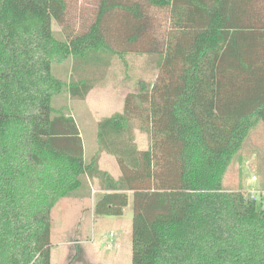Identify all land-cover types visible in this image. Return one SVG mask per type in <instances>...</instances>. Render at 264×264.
<instances>
[{"label":"trees","instance_id":"obj_1","mask_svg":"<svg viewBox=\"0 0 264 264\" xmlns=\"http://www.w3.org/2000/svg\"><path fill=\"white\" fill-rule=\"evenodd\" d=\"M253 1L95 0L74 23L73 0H0V264H51L52 210L94 181L95 215L122 216L133 198L132 264H264V196L222 185L264 124V27ZM154 53L158 78L98 122L86 161L67 101L93 86L59 78L54 64ZM138 124L151 139L145 151ZM104 153L120 177L101 169Z\"/></svg>","mask_w":264,"mask_h":264},{"label":"rangeland","instance_id":"obj_2","mask_svg":"<svg viewBox=\"0 0 264 264\" xmlns=\"http://www.w3.org/2000/svg\"><path fill=\"white\" fill-rule=\"evenodd\" d=\"M78 22L90 13L95 0H73ZM251 15L264 27V0H254ZM255 20V21H256ZM164 27V25H163ZM55 38L61 40V27L54 22ZM103 63L76 68L72 60H57L54 69L59 78L86 77L93 88L84 100L68 99L71 115L83 135L89 162L98 150V122L106 115L122 110L125 97L143 86L150 88L161 71L163 55H104ZM65 67V68H64ZM67 69L66 72L64 70ZM68 73V74H67ZM64 106V97L59 99ZM133 128V126H132ZM134 142L141 151L151 146L148 133L135 128ZM102 156V155H101ZM100 166L121 176L120 165L111 157L102 156ZM100 159V160H101ZM110 173V172H109ZM229 192H244L264 196V124L251 129L242 150L228 167L222 181ZM93 190H83L78 197L61 199L51 213V264H132L133 258V198L122 216H98L91 209ZM96 196V195H95Z\"/></svg>","mask_w":264,"mask_h":264},{"label":"crops","instance_id":"obj_3","mask_svg":"<svg viewBox=\"0 0 264 264\" xmlns=\"http://www.w3.org/2000/svg\"><path fill=\"white\" fill-rule=\"evenodd\" d=\"M123 106H124V103H123ZM122 110H123V108H122ZM122 110H118V111H116V112H121ZM116 112H114V113H116ZM114 113H110V114H108V115H106L105 117H109V116H111V115H113ZM104 117V118H105ZM82 137H83V135H82ZM85 149H86V146H85ZM102 156H103V158L104 157H111L112 159H114V162L117 164V166H118V161H117V159L115 158V157H113V156H110V155H108V154H102ZM102 156H101V158H102ZM85 158H86V161H87V155L85 156ZM101 161H102V159L100 160V164H101ZM101 167V166H100ZM101 169L102 170H104V171H107V172H110L111 174H113L112 173V170L111 169H109V168H106V167H104V166H102L101 167ZM120 170V169H119ZM91 184V189L93 190V197L95 198V195L96 194H98V193H100V192H102L100 189H99V186H98V183H97V181H94V182H90ZM72 198V197H71ZM66 199V198H65ZM94 203H95V200L94 201H92V206H91V209H92V211L94 212ZM58 204H59V202H58Z\"/></svg>","mask_w":264,"mask_h":264}]
</instances>
